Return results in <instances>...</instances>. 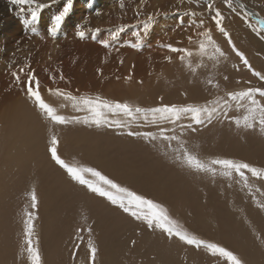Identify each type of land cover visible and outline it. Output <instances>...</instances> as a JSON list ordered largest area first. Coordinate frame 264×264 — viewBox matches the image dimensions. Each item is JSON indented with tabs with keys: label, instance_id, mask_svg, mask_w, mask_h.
Segmentation results:
<instances>
[{
	"label": "rangeland",
	"instance_id": "374dc122",
	"mask_svg": "<svg viewBox=\"0 0 264 264\" xmlns=\"http://www.w3.org/2000/svg\"><path fill=\"white\" fill-rule=\"evenodd\" d=\"M126 1L128 4L123 0L122 9L121 0L116 1L114 5L109 0H72V3L74 2L72 9L55 37L47 29L51 27L53 18L66 6V0H55L54 3L53 0H37V3L47 4L48 7L44 8V13L42 9L39 19L34 24L31 22L30 13L27 11L20 13L17 6L11 5L14 8L9 9L8 12L0 9L1 21L11 25L10 33L6 30L7 34L3 35L4 38L2 34L0 35L2 37L0 65L4 64L7 68L4 74L18 70L20 67L35 73V68L38 66L39 69L41 68L38 76L46 83V77H53L48 71H60L65 58L67 60L73 58L77 76L86 78L87 72H91L89 69L93 66L92 62H106L107 59L102 58L108 54L101 55L99 54L101 51L113 49L120 51L131 43L126 42L125 46L116 44L111 40L113 37L111 35L109 42L111 41L112 47L107 50L100 41L106 40L111 33H105V37L101 35L104 37L102 39L99 35L96 36L99 32L93 27L104 24L111 18V23L116 24L122 13L136 15L138 11H143L139 5L155 0ZM215 1L217 0L159 1L164 8L161 11L162 18L164 15L171 17V20H167V31L171 29V32L181 35L182 28L184 29L182 39L179 36L177 40L172 41H176L173 47L187 48L193 52V55L186 57L184 61L177 57L175 60L178 62L172 63L170 69L172 73L170 72L168 76L164 72L165 75H162L159 81L148 85L143 79H134L135 85L131 90L127 85L117 84L111 80L104 87L95 85L84 90L80 83L81 79L72 80L71 89L64 90L77 97L100 96L109 101L126 102L133 107L143 109L159 107L161 103L178 106L188 104L212 106L215 101H221L216 106L217 111L214 112L210 122L193 125L196 131L186 127L191 122L187 115L182 116L175 123L169 121L153 123L151 116L146 121L140 114H137L135 120L124 116L112 117L108 114L109 120L119 119L126 125L125 127L108 125L96 127L82 122L57 125L47 120L32 100L31 103L36 107L37 112L39 111L38 115L43 118L42 122L38 121L42 125L41 129L49 130L51 136L54 134L58 138V152L67 162L94 167L122 187L163 204L168 209L169 215L188 233L207 243H215L231 250L243 261V264H264V210L257 206V201L264 203V195H261L264 192V179L256 178L245 171L247 176V185H245L235 172L224 175L219 166H214L217 169L215 175L210 172H197L181 159L183 150L187 149L204 163H210L214 159H231L264 170V133L260 132L258 124L255 130L245 129L242 126L238 128L233 121L241 117L244 110L233 101H229L227 105L223 104L227 99V93L241 92L249 88L264 89V81L253 75V72L242 63L233 51L232 44L244 54L252 69L261 74H264V54L256 52L240 30L229 24L225 17L230 13L228 17L231 18V13L234 11L228 6L222 11L220 8L222 5L215 4L213 11L208 10V5ZM240 5L241 3L238 5L239 10L247 13L248 18L254 20L249 15L252 11L248 12ZM256 5L262 7L261 2ZM114 10L119 11L120 14H114ZM215 10L223 14L225 18L223 26L230 34L232 44H229L228 39L216 27L212 18ZM198 11H202L200 14L203 17L200 24L196 19L193 20L198 18ZM193 12L195 15H192ZM47 18V22L42 21ZM25 20L29 23L25 24ZM130 25L132 24H123L125 32L123 38L132 36V33H129ZM142 25L135 27L133 32V37L135 31L142 32L141 40L136 39L133 42L139 45H145L151 34V32L149 35L143 33ZM63 26L67 28L66 32L63 31ZM117 26L112 28L115 30ZM197 26L200 28L190 30ZM98 29L102 31V27ZM209 29L212 38L217 40V45L225 53V57L208 59L207 56L199 55V43L204 40V31ZM80 30L85 32L84 39H80L77 35ZM47 38L57 41L55 53H52L48 46L42 49L39 40L45 42ZM196 38L200 41L195 43ZM82 45L93 47L86 49ZM131 50L135 52L121 57L124 60L120 67L118 66L121 68L119 71L124 70V61L127 58L133 54V58L139 57V52H136L139 48H131ZM208 55H212L211 47L208 48ZM44 58H46L45 64L47 62L53 64V69L45 70ZM60 84L61 80L58 82L59 86ZM49 94L47 88L41 92L45 101L55 107L58 114L70 121L76 118L83 121L88 115L85 111L73 108L71 102L60 96L48 99ZM127 125H130V128ZM130 130L141 134L150 132L157 138L150 141L143 135L129 136L127 133ZM51 136L44 139L41 153L38 158L35 156L37 159L30 157L25 165L12 162L7 167L8 175L1 176L7 178L0 177V264H30L27 252L24 251L26 209L36 216L33 221L35 228L33 239L39 242L42 264H93L88 247L89 240L97 248L94 264H171L173 262L174 264H227L222 257L213 256L203 247L196 249L178 239L169 240L159 230H149L146 225L111 205L106 199L76 184L51 159L48 151ZM163 136H176L177 139L169 141ZM20 165L22 167L18 168ZM2 169L3 162L0 159V175ZM33 188L38 199L35 209L31 207L29 196ZM88 228L92 229L91 235ZM109 239L114 243L118 242L112 244L109 243ZM132 241H135L134 245ZM168 249H172L173 253H169ZM166 252L171 254L170 257Z\"/></svg>",
	"mask_w": 264,
	"mask_h": 264
},
{
	"label": "snow or ice",
	"instance_id": "6c2138e0",
	"mask_svg": "<svg viewBox=\"0 0 264 264\" xmlns=\"http://www.w3.org/2000/svg\"><path fill=\"white\" fill-rule=\"evenodd\" d=\"M54 2L55 0H53V3ZM8 3L10 5L17 6L20 13H24L25 11L29 12L32 23H35L39 19L41 10L48 7L47 4L37 3V0H8ZM226 3L230 9L235 11L233 8V0H226ZM120 7H124L123 0H121ZM71 9L72 0H66V6H64L62 11L54 17L51 27L47 29L53 37L57 35L58 30L61 28V25L64 23V20L69 15ZM208 10L213 11L212 4L208 5ZM137 15H139V12H137ZM192 15H195V13L193 12ZM212 18L219 31L228 39L229 44H232L231 36L223 26V21L225 19L223 14L219 10H215ZM245 18H247V13H245ZM152 19V16H149L148 20L143 22V31L145 34L148 33ZM24 22L25 24L29 23L28 20H25ZM256 24L257 27H253L252 30L260 36V39L264 40V18H258ZM123 30V27H121L120 31ZM96 31L99 32V29ZM77 35L80 39L85 38V32L82 30L78 31ZM135 35L137 40H141V33L139 31H137ZM203 36L204 40L200 41L198 48V53L201 57L207 56L208 59L225 57L223 50L212 38L210 29L204 31ZM116 38L117 37L115 35L112 37L113 40ZM189 39H191V37ZM100 43L106 49H110L112 47L108 40H101ZM128 47L139 48L140 45L138 43H130L128 44ZM166 47L171 52L182 53L179 57L181 61H184L186 57H191L193 55V52L187 48H177L170 44L166 45ZM209 47L212 48V55H208ZM232 49L240 58L242 63L253 72V75L264 81V74L254 71L248 59L242 52L236 49L234 44H232ZM169 59L171 58L169 57ZM188 66L189 68L192 67L191 64ZM192 70L195 71V69ZM19 71L24 72V69H20ZM12 76L14 77L17 85H22V90L26 92L27 96L32 100L33 104L39 109L44 117L57 125H65L71 122H82L89 126L95 125L96 127L104 125L112 127H125L126 125L122 124L119 119L109 120L108 114L112 117H130L133 120L137 118V114H140L146 121L149 119V116H151L153 123L158 121H169L171 123H175L176 121H179L182 116L187 115L190 117L191 122L186 127L190 128L192 131H196L197 129L193 127V125H202L206 121L210 122L214 112L217 111L216 106L221 103L219 100L215 101L212 106H196L192 104L178 106L175 104L169 105L161 103L159 107L143 109L140 107H133L126 102L109 101L101 98L100 96H96L94 98L89 96L77 97L69 92H64L61 89H48L50 94L60 96L64 100L71 102L73 108L78 111H85L88 113V115L84 117L83 121L79 120V118H76L74 121H70L65 116L58 114L57 109L45 101L39 90L40 81L37 79L34 71H28L25 73L26 79L23 81L21 80V76L18 72L14 71ZM130 78L131 77H129V79ZM52 79L55 81V77ZM59 79H64L62 73L60 74ZM225 79H227V77H225ZM216 86L219 87V85ZM161 101H163L162 97ZM229 101L236 102L237 106L244 110V114L241 117L235 118L233 121L238 128L242 126L245 129L255 130L258 124L260 132L264 133V102H262L264 101V89L249 88L241 92L227 93V99L223 101V104L227 105ZM225 118H227V114H225ZM127 126L130 128V125ZM127 135H143L144 138L150 141L157 138L150 132L141 134L131 130L128 131ZM163 138L169 141L177 139L176 136H163ZM58 147L59 140L53 134L48 148L51 159L76 184L86 188L96 196L106 199L111 205L116 206L136 221L146 225L149 230H159L162 234H165L169 240L178 239L185 245L194 246L196 249L203 247L204 249L210 251L213 256L219 255L222 257L227 264H243V261L231 250L215 243H207L188 233L187 230L183 229L178 221L169 215L168 209L163 204L147 199L143 195H139L126 187H122L120 184L102 174L101 171L94 167L81 166L67 162L59 154ZM181 159L183 163H186L188 167L197 172H210L215 175L217 169L214 166H219V168L223 170L224 175H230L232 172H235L241 177L245 185H247V176L245 175V171L251 173L252 176L256 178L264 179V170L253 167L245 162L234 161L231 159H214L210 163H204L201 162L197 156L188 152L187 149L183 150V156ZM257 191L260 190L257 189ZM261 195H264V192H262ZM29 196L31 200V207L35 209L38 204V199L34 188L29 193ZM257 206L264 210V203L257 201ZM25 216L24 244L26 247L24 251L27 252V259L30 261V264H42L38 247L39 242L38 240L33 239L35 232L33 221L36 219V216L33 212L28 211L27 209L25 210ZM88 232L89 235H91L92 229L88 228ZM78 239L82 238L78 237ZM132 243L134 245L135 241H132ZM77 247H79V245H77ZM88 247L91 254V260L94 264L97 248L93 245L91 240L88 242Z\"/></svg>",
	"mask_w": 264,
	"mask_h": 264
},
{
	"label": "bare ground",
	"instance_id": "6f19581e",
	"mask_svg": "<svg viewBox=\"0 0 264 264\" xmlns=\"http://www.w3.org/2000/svg\"><path fill=\"white\" fill-rule=\"evenodd\" d=\"M99 1H101V0H99ZM116 1H120V0H109V2L112 3V5H114V3ZM134 1H136V0H134ZM143 1L144 0H141V2H143ZM159 1H166V0H155V1H151L149 3L144 2L142 5H139L141 10H143V11H138L139 15H137V14L131 15V14H127V13H122L119 16L116 24L111 23V19H112L111 18V19L107 20L106 22H104V24L107 23L105 25V28H103L104 24H99L98 26L93 27L96 29H98L99 27H102V31H99V34H96V36L99 35L100 37H102L101 35H103L105 37L106 36L105 33L110 32L111 34L109 33L110 35L107 36V39L105 38L106 40L109 41L111 39L109 37L111 35H113V36L115 35L117 38L115 40H113V39H111V40L116 44L125 46L126 42L133 43L137 39L136 35H134L135 37H133L134 28L135 27L138 28L139 25L143 24L144 21L148 20L149 16H152L153 19L150 22V27L148 30V35H149V32H151V34L147 40V43L145 45L140 44L141 46L139 47V50H136V52H139V54H138L139 57L133 58L132 57L134 55L133 54L130 58H127L124 61V70L119 71L121 69V68H119L120 64L124 60L121 57H126L127 54L129 55V54H132L135 52V50H131V47H128V46L126 48L125 47L122 48V50H120V51H118V50L113 51L114 49L113 50L107 49L108 51H101L99 53L101 55L102 54H108V56L107 55L103 56V58L100 56L102 59H107L106 62H103V61H101V62L98 61V62H94V63L92 62L93 66L89 69V70H91V72L90 71H88L90 73L87 72L88 76L86 75L87 76L86 78H83L80 75L77 76L76 70L74 69L73 58L71 60H67L65 58V60L63 62V66H62V68H60V71H54V70L48 71V68L53 69V64L50 62H47L45 64L46 58H44L43 59V62H44L43 65L45 67V70L48 72H51L53 74V77H55V81H53V79H52L53 77L50 76V77L45 78V81H46V83H45L44 79L38 76L41 68L39 69L37 66V68H35L36 69L35 75H36L37 79L40 81V89H39L40 93L45 88H47V89H50V88L51 89H61L63 91L64 90H70L71 89L70 84H71L72 80L79 81L80 79H81L80 83H81L82 88L84 90H87L88 88L93 87L95 85L104 87L110 80H111V82H117V84L127 85L129 90H131L135 85L134 79H139V80L143 79L144 81H147L146 84L148 85L154 81H159V79L162 77V75L167 74V76H168L171 72L170 69L173 65L172 63L174 61H177L175 59H177V57H180L179 56L180 54L169 51V49L166 48V45L171 44L172 46H174L176 41H174V42H172V41L177 40L179 36H180V39H182V34L184 32V29L182 28L181 35L177 34V32H175L176 34L173 33V31L171 32L170 31L171 29L167 31V26H168L167 20L168 19L171 20L170 19L171 17L168 15H164L162 18V12L161 11L164 8L160 4ZM257 1L261 2L262 7H259L256 5L259 3ZM124 2L127 3L126 0H124ZM254 2H256V4H254ZM132 3H134V2H132ZM239 3H241V5L243 6L242 8L244 10H246L248 12L252 11V12H250L249 15L252 16L253 18L258 17V16L264 18V0H233V8L235 9V11H234V13L233 12L231 13V18H229L230 16L228 17V15L230 13L228 15H226V17H225L228 20L229 24L235 26L236 28H238L240 30L241 34H243V37H245L251 43V45L253 46V48L255 49L256 52L264 54V40L260 39V36L257 35V33L252 30L253 27H255V25L257 27V24L250 17L248 18V14H247V18H245V12L242 13L239 10V6H238ZM47 4H48V2H47ZM215 4H217V5L219 4L220 6L222 5V7H220V8H222V11H224L225 8L228 6L226 3V0H217V1H215V3L212 2L213 7H215ZM217 7H219V6H217ZM11 8L13 10L14 7H11V5L8 3V0L7 1L6 0L0 1V9L1 10H5L6 12H8V10ZM191 8H193V7L191 6ZM193 10H191V11H193ZM231 10H233V9H231ZM257 10H259V11H257ZM44 12L45 11L43 9V13ZM200 12H202V11H200ZM200 12L197 15L198 18L196 17L193 19V20L196 19L198 24H200L201 23L200 21L203 19ZM113 13L116 15L120 14V12L116 11V10H114ZM5 16H7V15H5ZM123 17H125V18H123ZM176 19L181 21V19H179V18H176ZM176 19H175V21H176ZM172 20H173V18H172ZM2 21H1V17H0V35L2 34L1 36H3L4 34H7V32H9V29L11 27V25L10 26L8 25L9 24L8 22H6V21L2 22ZM42 21L47 22L48 18L43 19ZM44 24H42V25H44ZM123 24H127V25L132 24V25H130L131 28L129 31V33H132V36H128V38L122 37V35L125 33L124 31H120V28L123 27ZM169 24H171V23H169ZM117 25H120V26H117ZM34 26H36V25H34ZM112 26H117V27L114 30L112 28ZM142 26H140V27H142ZM63 27H64L63 31L66 32L67 28L65 26H63ZM185 27H187V24L185 25ZM126 28H128V27H126ZM199 28L200 27L197 26V28H191L190 30L192 31L193 29H199ZM43 29H44V27H43ZM142 29H143V27H142ZM176 29H178V28L176 27ZM6 30H7V32H6ZM99 30H101V29H99ZM40 31L41 30H39V32ZM136 32L137 31H135V33ZM43 33H44V31H43ZM1 36H0V39L2 38ZM104 37H102V39ZM3 38H4V36H3ZM130 38H132V39H130ZM196 39L194 41L195 43L199 40V38H196ZM43 40L45 41L46 39H43ZM84 41L85 40H83V42ZM86 41H88L89 43L91 42L89 40H86ZM24 42H25V40H24ZM45 42H43L42 40H39V43L41 44L42 49H44L46 46H48V47H50L52 53H55V51L57 50V46H58L57 41L55 39L52 40L51 38H47V40ZM140 42L142 43V41H140ZM215 42L217 44V40H215ZM23 44H26V43H23ZM83 47L86 49L87 48L92 49L93 46L89 47V46L84 45ZM35 48H36V46H35ZM95 48H97V46H95ZM162 48H165V49H162ZM117 49H119V47ZM40 51L42 52V50H40ZM141 54H143V55H141ZM39 55H40V53H39ZM91 56H93V55H91ZM169 57L171 59H169ZM35 59H36V56H35ZM36 62H37V60H36ZM174 65H176V62ZM0 67H1L0 68V159L3 162V169H2L3 172L0 175V177H1L4 174L8 175V173H7L8 164L15 162L18 164L25 165V162L28 161V159L30 157H32V159H37L39 154L41 153L42 148L44 147V144H43L44 139L47 138L48 136H51V133L49 130L41 129L42 125L38 121L42 122L43 118L40 115H38L40 113H39V111L37 112L36 107L32 106L31 99L27 96L26 92L22 90V85H17L15 83V79L12 76V73L14 71L7 72L4 74V70L7 69L6 66H4V64H2V65H0ZM26 67H28V66H26ZM20 68H22V67H20ZM20 68L18 70H15V72H18V74H20L21 80L23 81L26 79L25 73L30 71V69H24V72H20L19 71ZM24 68H25V66H24ZM92 71L95 73H93ZM164 72H165V74H164ZM61 73L64 76L63 80L59 79V76ZM129 77H131V78L129 79ZM179 78H175V79H179ZM196 79H197V76H196ZM59 80H61L60 86L58 85ZM188 80L190 81V77H188ZM64 92H69V91H64ZM54 96H56V95L49 94L47 97H48V99H51V98H55ZM35 165L37 166L38 163L36 162ZM20 167H22V166L20 165L18 168H20ZM6 178L1 177V179H6ZM235 232H236V230H235ZM108 238H110V237H108ZM104 242H105V240H104ZM116 242H118V241H116ZM109 243L113 244L114 241H112V239H109ZM102 245H101V247H102ZM103 247H104V245H103ZM250 247L253 248L252 246H250ZM107 248H108V246H107ZM168 250H169V253H173V251L171 252L172 249H168ZM167 252H166V254H168ZM162 255H165V253L164 254L162 253ZM169 255H171V254H168V256ZM185 262H187V261H185ZM167 263H168V261H167ZM171 264H174V262Z\"/></svg>",
	"mask_w": 264,
	"mask_h": 264
}]
</instances>
